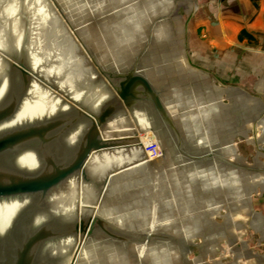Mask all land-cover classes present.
<instances>
[{
    "label": "water",
    "instance_id": "obj_1",
    "mask_svg": "<svg viewBox=\"0 0 264 264\" xmlns=\"http://www.w3.org/2000/svg\"><path fill=\"white\" fill-rule=\"evenodd\" d=\"M178 6L0 0V264H221L264 189L231 141L264 108L187 66Z\"/></svg>",
    "mask_w": 264,
    "mask_h": 264
},
{
    "label": "rangeland",
    "instance_id": "obj_2",
    "mask_svg": "<svg viewBox=\"0 0 264 264\" xmlns=\"http://www.w3.org/2000/svg\"><path fill=\"white\" fill-rule=\"evenodd\" d=\"M206 0H191V12L186 17V14L182 11V7L178 6L176 10V15L180 16L183 22V54L186 58L187 66L193 70H198L200 72H204L212 77L215 81L212 82L213 86L221 89H226V87H234L244 92L248 96L252 98L258 99L261 102L264 108V92L262 89L264 88V78L263 80L254 79L252 77L246 76L245 71L243 72H232L230 69V75L227 74V77H224L223 72L221 71V65H206L205 58L201 56V60L192 57V44L194 46L195 39L197 40L199 37L204 38L203 27L192 29L194 27L192 25L196 24V26H202L198 19V16L203 17V13L200 5L204 3ZM202 21V19L198 20ZM201 38V39H202ZM249 73V72H248ZM247 74V73H246ZM223 86V87H222ZM224 94L220 96V103L228 104L226 100L222 99ZM251 133H252V142L253 146L250 144H244V139L241 136H234L231 141V148L234 149V154L236 157L241 159L245 158V161H242L243 165L252 166L251 158L257 153L264 154V110L259 114L257 119L251 124ZM250 130L245 134L246 139H251ZM255 149V151H254ZM250 155L247 156V155ZM227 162H232L233 156L229 155V157L224 158ZM256 161L264 164V159L256 157ZM264 179V177L259 176V180ZM264 189L261 192V196L257 198L258 195V187L255 188V193H249L250 196V209L251 213L247 218H244L235 214L236 219H240L243 221H247L245 224V229L241 232V229L236 231L233 227L231 231L234 235H236V241L233 242L231 246H227L224 239L218 240V245L222 248H214V252L219 254L213 255V260L217 261L219 255H222L224 259L220 260L221 264H264ZM218 214H225L224 209H220L217 211ZM241 213L244 214L245 211L241 210ZM212 221L216 223L221 222V218L212 216ZM241 232V233H240ZM191 244H199L198 238H191ZM198 251L192 249L189 253H186V259L190 260L193 257L197 256ZM208 253L205 255V259L207 264H211L207 259ZM254 260V261H253Z\"/></svg>",
    "mask_w": 264,
    "mask_h": 264
},
{
    "label": "crops",
    "instance_id": "obj_3",
    "mask_svg": "<svg viewBox=\"0 0 264 264\" xmlns=\"http://www.w3.org/2000/svg\"><path fill=\"white\" fill-rule=\"evenodd\" d=\"M200 7L203 17L196 19H202L197 20L202 26L192 25L191 33L203 27L204 38L195 39L192 57H204L206 65L220 64L224 77L245 71L263 80L264 0H206Z\"/></svg>",
    "mask_w": 264,
    "mask_h": 264
}]
</instances>
